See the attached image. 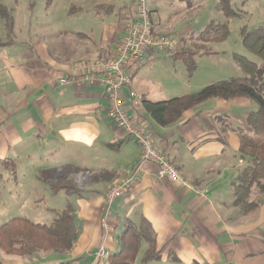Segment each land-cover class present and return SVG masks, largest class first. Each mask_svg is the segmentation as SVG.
<instances>
[{
  "label": "crops",
  "instance_id": "0c3cea01",
  "mask_svg": "<svg viewBox=\"0 0 264 264\" xmlns=\"http://www.w3.org/2000/svg\"><path fill=\"white\" fill-rule=\"evenodd\" d=\"M112 1L115 3L109 12L121 19L112 21L113 30L104 36L102 44H97L93 35L82 33L76 34V40L59 44L16 41L13 14L12 37L9 39L6 31L5 41H0L3 44L0 46V158L8 161L10 154H14L16 172L21 164L34 163L32 175L39 184L43 182L42 171L63 166L79 169L74 174L76 179L88 177L82 179L81 187L70 176L79 184L80 196H67L63 191L53 194L43 182L51 203L64 194V209L68 204L75 208L80 234L70 253L54 254L56 258L50 262L36 256L32 262L23 264H107V258L119 250L118 239L126 224H138L141 218L153 225L157 248L162 254L161 261L148 264H264V202L255 211L246 212L229 200L233 183L242 171L238 170L239 165L244 163L238 157V131L250 133L247 118L252 104L247 98L209 99L168 127L155 124L142 106L138 109L131 106V113L149 124L158 148L169 156L191 188L160 176L159 167L149 164L139 181L107 206L108 190L139 165L141 148L111 125L101 84L61 85V81L75 75L78 63L113 55L123 33L124 13L132 9L135 0ZM196 8L199 6L193 9ZM81 9L70 7L69 14ZM149 13L154 33L183 39L190 35L185 36V31L177 35L166 33ZM69 34L65 33L64 37ZM155 57L148 58L136 70L131 85L125 89L127 97L130 91H135L142 102L148 100L150 90L144 83L148 80L140 74ZM222 112L229 113V120L217 116ZM235 124L240 126L235 128ZM126 139L119 150L108 148L109 144ZM103 173H106L104 179L95 181ZM19 190L23 194H38L37 189L25 185H19ZM20 199L28 200V197ZM33 200L44 202L39 195ZM47 209L51 222L54 216L50 211H61L50 206ZM101 251L103 255L98 256ZM140 252L135 264L142 258ZM171 252L176 259L168 256ZM9 257V262L15 264L22 258Z\"/></svg>",
  "mask_w": 264,
  "mask_h": 264
},
{
  "label": "rangeland",
  "instance_id": "374dc122",
  "mask_svg": "<svg viewBox=\"0 0 264 264\" xmlns=\"http://www.w3.org/2000/svg\"><path fill=\"white\" fill-rule=\"evenodd\" d=\"M145 1L153 21L166 33L177 35L185 31V36L193 33L197 37L213 23H227L230 30L229 38L226 41L206 45V49L214 54L196 59L198 71L192 81L191 78H188L186 67L177 52L155 54V59L149 61L140 74L142 79L148 80L144 82L150 90V95L146 99L168 100L176 96L198 92L214 82L231 78H247L246 71L234 60V54L244 56L261 65V60L244 47L241 30L243 28L252 30L264 25V0H229L232 8L238 14L237 17L230 20L219 8V0ZM114 3L112 0H0V5L7 6L15 17V40L28 44H31V41L59 44L66 40H76L77 33L93 35L97 44H102L104 36L113 30L112 21L116 23V20L119 22L121 19L109 12V7ZM97 5H103V7L97 8ZM195 6H199V8L193 9ZM70 7L72 9L81 7L82 9L76 14H69ZM5 33V21L0 19V41H5ZM65 33H70V36L64 37ZM181 40L183 42L182 38ZM188 44L191 45L190 40H188ZM262 85L264 87V81ZM247 100H250L252 104L250 109L247 107L248 113L258 110L259 106L255 101L249 98ZM228 114V112H222L217 113V116L229 120ZM235 125V128L240 126V124ZM218 131L220 132V129ZM9 157L11 160H8V164L0 162V226L17 217L27 218L40 224H52L53 221L50 220L52 216L49 215L47 208L50 206V208L63 210L65 195L61 194L54 203H51L47 191L43 190L46 185L43 182L39 184V180L32 175L34 163L21 164L18 166L19 172H16L14 154H10ZM0 161H4V158H0ZM241 164L238 170H243L246 166V162ZM71 178L76 179L77 177H74L73 174ZM80 178L76 180L82 187V179L88 177L84 175ZM19 185L37 189L38 194L35 192L23 194L19 190ZM37 195L44 199V202H34L33 197ZM24 196L28 197V200L20 199ZM229 200L234 201L233 195H229ZM249 202L259 203V207H261L264 196L259 195L258 190L254 189ZM241 209V211L245 210L243 207ZM50 213L53 215L51 211ZM145 250L146 244H143L140 254H144ZM36 256L48 258V262L56 258L54 254L38 253L34 256L17 259V262L19 264L32 262V258ZM98 256H102V254L99 253ZM9 258V255L0 253L1 264H15L9 262ZM138 264L143 263L139 260ZM160 264L172 263L162 262Z\"/></svg>",
  "mask_w": 264,
  "mask_h": 264
},
{
  "label": "trees",
  "instance_id": "16d2710c",
  "mask_svg": "<svg viewBox=\"0 0 264 264\" xmlns=\"http://www.w3.org/2000/svg\"><path fill=\"white\" fill-rule=\"evenodd\" d=\"M219 8L228 20L238 16L229 0H219ZM0 19L5 21L7 37L11 39L14 28V17L5 7L0 5ZM230 30L227 23H213L199 36L190 34L182 38L185 43L177 50L187 70L188 78L193 77L198 66L196 59L210 56L214 53L206 49L210 43L224 42L229 38ZM242 43L246 50L261 60V65L248 60L246 57L234 54V60L246 71L247 78H231L214 82L198 92L188 93L166 101L152 102L143 100L142 107L146 114L161 127L177 123L183 115L209 99L219 98L234 100L247 97L255 101L259 108L251 112L247 118L250 133L238 131L240 148L238 157L246 162L233 183V205L243 207L246 212L259 208V203H250L249 198L254 189L264 196V25L252 30H241ZM190 40L191 45L188 44ZM194 43V44H193ZM3 45L0 43V46ZM128 139V138H127ZM126 140L117 144H109L108 148L119 150ZM225 143V142H224ZM3 163L8 164L7 160ZM79 172L72 166L46 169L41 172L40 180L49 186L53 194L63 191L67 196H80L79 185L70 178ZM103 173L95 181L103 180ZM256 207L255 209H251ZM54 215L50 225L17 217L0 226V253L16 256H34L45 252L65 255L70 253L78 240L80 229L77 216L72 204L61 211L51 210ZM119 250L107 258V264H135L143 244L147 249L141 258L143 264L161 261L162 254L157 248V236L153 225L146 218H141L138 224H126L119 236ZM176 259L171 252L168 255ZM1 264V262H0Z\"/></svg>",
  "mask_w": 264,
  "mask_h": 264
},
{
  "label": "built area",
  "instance_id": "2783aa9c",
  "mask_svg": "<svg viewBox=\"0 0 264 264\" xmlns=\"http://www.w3.org/2000/svg\"><path fill=\"white\" fill-rule=\"evenodd\" d=\"M182 45L179 37L154 33L146 1L135 0L132 9L124 13L123 33L113 55L108 59L80 62L75 67V75L61 81V85L101 84L107 101L106 116L111 125L138 143L141 148L142 157L139 165L108 190L106 194L108 207L139 181L149 164L159 167L160 176L191 188L181 177L169 156L158 148L157 138L149 124L131 113V106L135 109L142 106V98L135 91H130L129 97L125 95V89L131 85L134 73L148 58L155 54H172ZM100 254L103 255V252Z\"/></svg>",
  "mask_w": 264,
  "mask_h": 264
}]
</instances>
